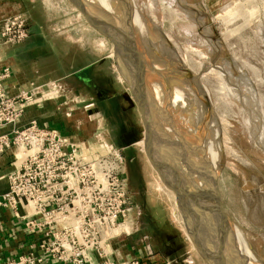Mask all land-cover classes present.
<instances>
[{"label": "rangeland", "instance_id": "1", "mask_svg": "<svg viewBox=\"0 0 264 264\" xmlns=\"http://www.w3.org/2000/svg\"><path fill=\"white\" fill-rule=\"evenodd\" d=\"M120 4L125 6L121 14L104 1V12H96L116 34L122 28L128 34L129 25L133 26L141 72L148 78L154 76L169 92L171 107H166L165 116L160 113L167 99L162 88L156 86L154 96L146 91L153 137L157 133V139L165 142L169 138L163 141L161 136L173 135V141L164 143L172 156L176 151L170 144H180L179 135L187 140L198 136L205 159L212 144L211 170H218L221 210L240 230L247 246L241 250L243 256L251 264H264V0H124ZM32 10L33 20L41 27L33 49L39 60L37 69L54 78L80 69L57 83L59 101L74 103L92 115L96 136L103 143L124 147L127 177L132 164L134 180L128 186L134 206L131 244L160 254L168 264H208L201 253L207 249L204 235H195L192 226V236L187 232L182 220L187 217L178 198L141 144L142 112L129 81L118 70L114 46L91 28L69 0H34ZM122 13L129 22L116 29ZM130 74L134 76L132 70ZM197 144L196 153L201 155ZM157 145L163 158L165 153ZM192 149L191 156L195 154ZM172 156L163 159L161 169L170 160L176 163ZM185 178L177 182L185 186ZM210 188L209 197L213 195ZM181 191L189 200L196 195L186 187Z\"/></svg>", "mask_w": 264, "mask_h": 264}, {"label": "built area", "instance_id": "2", "mask_svg": "<svg viewBox=\"0 0 264 264\" xmlns=\"http://www.w3.org/2000/svg\"><path fill=\"white\" fill-rule=\"evenodd\" d=\"M29 34L25 15L11 16L0 26V44L20 45ZM9 77V69L0 70V129L12 127L0 135V158L14 151L0 207L14 214L22 207L30 210L20 218L24 230L43 241L0 264H41L45 257L58 264H168L149 250L114 259L113 242L131 236L133 227L123 150L98 140L76 142L35 122L19 126L36 96L33 91L10 96Z\"/></svg>", "mask_w": 264, "mask_h": 264}, {"label": "crops", "instance_id": "3", "mask_svg": "<svg viewBox=\"0 0 264 264\" xmlns=\"http://www.w3.org/2000/svg\"><path fill=\"white\" fill-rule=\"evenodd\" d=\"M33 2L34 0H0V26L3 20L23 14L27 18L30 32L28 39L20 45L4 46L0 44V70L6 68L10 70V77L5 83L8 94L14 96L20 91H33L36 96V101L25 107L19 126L35 122L39 126L55 129L61 135L76 142L102 141L100 136H96L97 126L93 125L90 120L92 115H88L86 110L81 112L74 103L59 101L58 91L60 88L57 83L69 78L70 75L80 73V69L55 78L52 77L54 74H41L37 69L39 60L35 57L33 49L41 27L33 20ZM40 76H43L44 80H41ZM87 126L90 128L88 129ZM11 130L12 127L2 128L0 135L10 133ZM109 133H111L110 130ZM13 152L12 150L8 151L0 158V196L8 189L7 176L13 169ZM30 214V210L25 207L19 209L16 214L9 209L0 207V261L17 258L31 250L33 245L37 246L43 241L41 236L30 235L24 230L20 218ZM129 237H121L113 242L112 251L115 260L134 258L142 252L148 251L142 245H132ZM35 253L40 254L37 247H35ZM41 264L58 263L45 257Z\"/></svg>", "mask_w": 264, "mask_h": 264}, {"label": "bare ground", "instance_id": "4", "mask_svg": "<svg viewBox=\"0 0 264 264\" xmlns=\"http://www.w3.org/2000/svg\"><path fill=\"white\" fill-rule=\"evenodd\" d=\"M103 1L104 2H107L108 4H110V5H112V7L114 8V9H116L117 11L116 12H118L119 14H121V12H123V11H121L122 9H125V6L123 7V5L122 4H120V3H122L124 0H118V2H117V0H85V3H86V7H87V10H88V13L91 15V17H92V19L96 22V23H98L99 24V26L100 27H102L104 30H106V31H108L109 33H111L113 36H115L116 38H120V39H123V38H125V35L127 34L126 33V31L125 30H123V28H122V24L123 23H128L129 22V20L128 19H126L125 20V18H123V13H122V17L119 19V22H118V24L116 25V29H117V26L118 25H120V27L119 28H122V31H121V33L119 32V34H118V32H117V34L114 32V29L110 26V25H106L105 24V22L103 21V19L100 17V15L98 14V11L96 12V10H101L102 12H104L103 10H105V7H104V5H103ZM126 4H128L127 3V1H126ZM101 7H103L104 9H102ZM108 11V10H107ZM118 15H116V17H117ZM107 19V18H106ZM109 24H111V22L109 23ZM112 25V24H111ZM124 27V26H123ZM112 29V30H111ZM126 29V28H125ZM121 30V29H120ZM127 30V29H126ZM123 32L124 33H126V34H124L123 35ZM114 58H115V60H116V62H117V64H118V70H119V72H121L122 74H124V76H126V79L129 81V83L127 82V80H126V82L128 83V86H129V88H130V90H131V92H132V94H133V96H134V98H135V100H136V103L138 104V106H139V109L141 110V112H142V115H143V121H144V123H145V125H146V127L148 128V130H149V132H151V135L153 136L154 135V133H153V131H155L154 130V128H152L150 125H151V122L149 121L148 122V119H149V117L147 118V116H148V111H147V107H149V104H148V100H149V97L148 96H146V90L143 88V86L141 85V82H140V80H139V78L137 77V75L135 74V72H133V70H132V74L134 75L133 77H134V79H133V77H131L130 75V72H131V66L130 65H128L127 63H126V61H127V57L126 56H123V54H122V52H120L119 50H115L114 51ZM138 55V54H137ZM137 57V56H136ZM140 58H141V55H140ZM143 62V61H142ZM130 63V62H129ZM144 63V62H143ZM145 64V63H144ZM127 66V67H126ZM144 69H145V67H143ZM121 74V75H122ZM211 78H213V77H211ZM178 84V83H177ZM179 85V84H178ZM176 86V85H175ZM180 86V85H179ZM182 86V85H181ZM178 91H179V89H178ZM180 92H182L181 90H180ZM241 94V93H240ZM181 95H182V93H181ZM152 96H154V95H152ZM156 98V97H155ZM253 100V99H252ZM155 101V100H154ZM157 101V103H158V100H156ZM154 103V102H153ZM161 103L159 102V105H160ZM155 105V104H154ZM162 105V104H161ZM161 105H160V107H161ZM163 107H164V105H162ZM175 107V106H174ZM251 108V107H250ZM150 110V109H149ZM162 111V113H165V116H166V113L168 114V110L166 109V107L165 108H163V110H160V112ZM159 112V111H158ZM161 113V114H162ZM163 116V115H162ZM164 117V116H163ZM168 117V116H167ZM178 118V117H177ZM165 120H167V122H169V120H168V118H166ZM178 121V120H177ZM166 122V123H167ZM150 125H149V124ZM183 123V122H182ZM148 124V125H147ZM168 124V123H167ZM184 125V124H183ZM168 126V125H167ZM177 126V125H176ZM171 129V128H170ZM178 129V128H177ZM171 131V130H170ZM178 131V130H177ZM173 134H174V132H173V129H172V131H171ZM175 132H176V130H175ZM153 133V134H152ZM175 135V134H174ZM151 136V137H152ZM155 136H156V139H157V137H158V135H157V133H155ZM173 136V135H172ZM176 136V135H175ZM177 137H179V143L180 144H182L181 143V141H183V143L184 142H186L185 141V139H184V137L185 136H177ZM200 138V137H199ZM219 138V137H218ZM217 138V139H218ZM156 139H155V137H153L152 138V140H153V142H154V144L156 145L155 147H156V152H155V156H154V159L160 164L161 162L163 163L164 162V160L163 159H165L166 161H167V158H166V156H164L163 158H162V156H161V154L160 153H157V149H158V145L157 144H159V142L157 143V141L158 140H160V139H157V141H156ZM218 141V140H217ZM200 142V141H199ZM210 142V141H209ZM201 143V142H200ZM144 144H145V142H144ZM164 143H162L161 142V140H160V145H161V147H162V149H161V147L159 146V148H160V152L162 151L163 152V150H166V151H168L169 152V157L168 158H170L172 155H170V150H169V147L167 148H165L164 149V145H163ZM183 145V144H182ZM181 145V147L182 148H184V147H186V146H182ZM199 145H202V144H199ZM210 145V144H209ZM204 146V145H203ZM146 147V145L144 146V148ZM205 147H207V146H205ZM212 147V146H211ZM214 147V146H213ZM193 148V147H192ZM191 148V149H192ZM179 150H180V148H178ZM204 149L205 148H203V151H204ZM207 149V148H206ZM209 149V148H208ZM212 149V148H211ZM186 150V149H185ZM193 150V149H192ZM146 151V150H145ZM177 151V150H176ZM181 151V150H180ZM203 151H201V155H199L198 153H196L197 152V150H194V155H192V156H194L193 158H192V156H190L191 158H189L188 156V159H191V160H193V161H196V158L198 157V158H200V160H198V161H200V162H202L203 163V171H204V173L202 174V173H200V172H198V171H196L195 169H193V167L191 166V165H193V164H195L194 162H192V161H190V162H188V160L186 161V162H188V164H190L191 163V171L189 170L188 172L189 173H191V175H192V180L191 179H189V178H187V174H185L181 169H179L180 167H179V165H177L176 164V166H178L177 167V170H178V173L177 172H175V171H173V170H168V171H166L165 169H163L164 170V172H165V174L167 173V172H169V175L168 176H166V178H167V180L170 182V184L173 186L172 187V189L173 190H177V191H181V190H183L184 188H185V186H182L181 185V183H178L177 181H180L181 179H182V181L184 180V178H185V183H187L188 185L186 186V189H190V191H193L195 194V196L193 197V199H188L185 195H184V193L183 192H185V191H181L182 192V195L186 198V200L188 199V201L190 202L189 204L187 203V204H185V203H183L182 202V200L181 201H178V206H180L179 208H180V210L182 211V212H184L185 214H186V217H187V221L189 222V224H190V226H192L193 228H194V232H195V235L197 234H201L202 233V235H204V240L206 241V244H205V246L206 247H208L209 245H210V243H212V238L213 237H215V233H212L213 231H212V229H214V226H216L217 227V222H216V220H215V218H213L212 220L211 219H209L207 216L206 217H204V215H203V209H204V207H205V205L206 204H208L209 202H210V200H212V198H213V195H214V189H213V195L211 196V197H209L208 195H207V193H209L210 195L212 194V190H211V188H210V190H209V187L211 186V187H213L212 186V184H211V180H212V177H211V172L209 171L210 169H211V157L209 156L208 157V159H207V165H206V162H205V158H203V155H202V153H204ZM161 152V153H162ZM185 152H187V151H185ZM184 152V153H185ZM190 152V151H189ZM177 153H178V151H177ZM176 153V154H177ZM184 153H178L177 155H179V156H181V159L183 158H185V154ZM190 154H192V153H190ZM177 155H174V157H175V159L177 158L178 159V161L180 160V158H179V156H177ZM187 155V154H186ZM205 157H206V154H205ZM183 161V160H182ZM181 161V162H182ZM171 162H173V161H171ZM161 163V164H162ZM174 163V162H173ZM166 164H167V162H166ZM169 164H170V162H169ZM181 164V168H183L184 169V163L182 162V163H180ZM168 165V164H167ZM171 165V164H170ZM171 166H173V165H171ZM170 166V167H171ZM189 166V167H190ZM207 166V167H206ZM164 167H165V165H164ZM206 167V168H205ZM193 169V170H192ZM181 172H180V171ZM206 170H207V173H208V175L206 174ZM175 173V175H177L176 176V178H174L172 175H171V173ZM181 173H182V175H181ZM168 174V173H167ZM170 175H171V178H170ZM185 176V177H184ZM206 176V177H205ZM196 181H198V184H197V182ZM209 183V184H208ZM208 185H209V187H208ZM193 189V190H192ZM196 191V192H195ZM197 191H199V193L197 194ZM187 193V192H186ZM188 195V194H187ZM198 195H200L201 197H200V199H199V196ZM193 196V195H192ZM190 198H192V197H190ZM211 198V199H210ZM193 203H195V204H193ZM184 208H186L185 210H184ZM188 210V211H187ZM189 214V215H188ZM195 216L196 218H197V222H198V227L200 228V231L198 230V229H196V225H197V223L195 222V220H193V219H191L189 216ZM184 216V215H183ZM204 218H205V220H204ZM208 222V224H210V226H209V232H210V238L209 239H207L206 237H205V231H204V228H203V226H204V222ZM230 226V228H231V232H232V234H233V236L236 238V240H237V244H238V246H239V251H240V253H241V250H247V246L245 247V244H244V242L245 241H243V238H242V236H241V233H240V230L231 222V221H226V225L224 226H222V228H223V233H224V239H226L227 240V243H229V237H228V233L229 232H227V230H226V228L227 227H229ZM226 227V228H225ZM127 229V228H126ZM194 235V234H193ZM197 238V237H196ZM198 239V238H197ZM209 244V245H208ZM202 247H204V246H202ZM206 251L207 252H209L208 251V248L207 249H204V248H202L201 249V253H202V256L205 258V260H206V262L208 263V264H212V260H210V254H208V253H206ZM242 254V253H241ZM245 254H247V253H245Z\"/></svg>", "mask_w": 264, "mask_h": 264}, {"label": "water", "instance_id": "5", "mask_svg": "<svg viewBox=\"0 0 264 264\" xmlns=\"http://www.w3.org/2000/svg\"><path fill=\"white\" fill-rule=\"evenodd\" d=\"M75 8L84 16L87 23L91 26L92 29H94L99 35H101L103 38L108 40L115 48V50H119L122 52L123 56H126L128 60L131 62V70L135 72L137 77L139 78L141 85L143 88L151 93L152 95L155 93V87L160 86L162 90L165 92L164 96L167 98L165 100V107L169 108L170 106V97L168 89L157 81V79L154 76H150L148 78L143 72L140 70V66H138L136 61L137 56V45H136V39H135V33L133 30V26L129 25V32L125 36V38L120 39L113 36L108 31L104 30L102 27L99 26L98 23H96L91 15L88 13L85 0H69ZM147 70L152 71V69L148 68ZM155 71V70H154ZM153 72V71H152ZM143 116V115H142ZM143 127H144V137L143 141L145 142V150L146 155L151 162L152 166L157 170L161 178L163 179V182L170 188L171 191H173L178 198V201H181L185 204H189V201L186 200V198L182 195L181 191L173 190L172 185L167 180L165 176V172L163 169H161V166L159 163L154 159L156 147L155 144L151 138V132H149L148 128L146 127L144 121H143ZM191 158V157H190ZM188 159V158H186ZM193 161V160H191ZM196 165H191L193 168H195L196 171L200 173H204L203 171V163H199L200 161H196ZM211 172V184L212 188L214 189V195L212 200L208 204L205 205L203 211L204 217H208L209 219L215 218L217 222V227L214 226V229H212V233H215V237L212 238V243L207 247L210 253V260H212V264H251L249 262V259L247 257H244L243 254L239 251V246L237 244L236 238L233 236L231 232V228L225 227L227 232H229V243H227V240L224 239V233L222 226L226 225V221L228 222V218L225 216V214L221 210V200L219 196V191L217 189V176H218V170H209ZM180 207V206H179ZM181 213V212H180ZM183 216V215H182ZM184 226L187 230V232L192 236L193 228L190 226L189 222L186 220V218L182 217ZM205 220V218H204ZM209 226L208 222H204V231H205V237L207 239L210 238V232H209ZM192 231H191V229ZM203 243L206 244L205 240L203 239ZM199 249V248H198Z\"/></svg>", "mask_w": 264, "mask_h": 264}, {"label": "flooded vegetation", "instance_id": "6", "mask_svg": "<svg viewBox=\"0 0 264 264\" xmlns=\"http://www.w3.org/2000/svg\"><path fill=\"white\" fill-rule=\"evenodd\" d=\"M126 81V80H125ZM160 113H162V112H160ZM149 114V113H148ZM151 118L153 117V116H151V114L149 115ZM149 121V120H148ZM150 122H151V120H150ZM149 124V123H148ZM147 124V125H148ZM111 133H113V131H111ZM167 133H164V135H166ZM169 134V133H168ZM162 137V139H163V141H165V139H167V137L169 138L168 140H172L171 138H172V136H161ZM151 138H153V136L151 137ZM167 140V141H168ZM185 140L187 141V142H184L183 143V141H181V143L183 144H178V145H176V143H171L170 145L171 146H173V149H175V151L177 150L178 151V153H184L185 151H187V152H185L184 154H185V158L183 159H181V156H179V155H177L178 153H177V151H176V155L177 156H179V158H180V160L178 161V159L176 158V163L175 164H177V165H179V167L178 166H174V164H173V162H171V160H170V163H172L171 165H173V166H171L170 164H169V162L167 163L168 165V167H165L164 169L166 170V171H168L169 170V167L171 166L172 167V169H173V167H176V169H177V167L179 168V169H181L185 174H187V178H189V179H191L192 180V175H191V173H189L188 171L190 170L191 171V163L190 164H188V162H186L187 160H186V158H190V156H191V154H190V150L189 149H191L192 147H193V150H194V146H196V144L198 145V147H199V149L200 150H202L203 151V149H202V147H200L199 146V139H198V136H196L195 138H193V139H191V138H188V140L185 138ZM167 141H165V142H162V143H165L166 144V142ZM173 141V140H172ZM190 141V142H189ZM158 142H159V146H160V141L158 140ZM212 143V142H211ZM141 144L143 145V146H145L144 145V143H143V141L141 142ZM164 145V144H163ZM181 145L184 147V146H186V147H184V148H182L181 147ZM212 145V144H211ZM211 145H210V148L207 150V152H208V154H207V156H206V161H207V159H208V157L210 156L211 157V155H212V150H211ZM165 146V145H164ZM166 147V146H165ZM178 148H180V150L178 149ZM122 150L124 149V147H122L121 148ZM165 149V148H164ZM169 149H170V147H169ZM186 149V150H185ZM195 150H196V148H195ZM198 152V151H197ZM163 153H165V155L164 156H166V158L167 157H169L168 156V154H169V152L168 151H166V150H163ZM171 154V153H170ZM187 154V155H186ZM189 155V156H188ZM188 156V157H187ZM172 157H174V155L172 156ZM168 159V158H167ZM174 159H175V157H174ZM183 160V161H182ZM198 160H200V158H196V161H198ZM184 163V169L183 168H181V164L180 163H182V162ZM196 161H192V162H194L195 164H193V165H196L197 164V162ZM190 166V167H189ZM170 167V168H171ZM167 168V169H166ZM193 169H195V168H193ZM192 169V170H193ZM177 173H178V171H176ZM181 172V171H180ZM171 175L175 178L177 175H175V173L173 172V173H171ZM181 175H182V173H181ZM183 176V175H182ZM129 180H130V175H129V177H128V183L130 184V182H131V180H130V182H129ZM180 182L182 183L183 181H182V179L180 180ZM198 182V181H197ZM188 184L186 183V185H185V187L187 186ZM190 190V189H189ZM184 193V192H183ZM190 203V202H189ZM185 210V209H184ZM189 215V214H188ZM191 219H193V220H195V222L197 223V225H196V229H198L199 231H200V228L198 227L199 225H198V222H197V218L195 217V216H189Z\"/></svg>", "mask_w": 264, "mask_h": 264}, {"label": "trees", "instance_id": "7", "mask_svg": "<svg viewBox=\"0 0 264 264\" xmlns=\"http://www.w3.org/2000/svg\"><path fill=\"white\" fill-rule=\"evenodd\" d=\"M128 169H129V173H130V180H131V183L133 182L134 180V172H133V169H132V164H129L128 166Z\"/></svg>", "mask_w": 264, "mask_h": 264}]
</instances>
